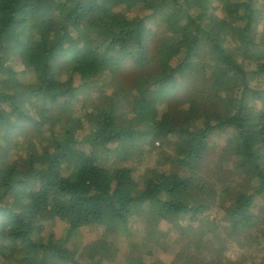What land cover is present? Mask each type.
<instances>
[{
    "label": "trees",
    "instance_id": "trees-1",
    "mask_svg": "<svg viewBox=\"0 0 264 264\" xmlns=\"http://www.w3.org/2000/svg\"><path fill=\"white\" fill-rule=\"evenodd\" d=\"M208 1L0 0V150L3 140L32 132L20 160L0 163V264H79L66 244L44 239L46 223L61 225L68 239L90 227L124 231L140 207L150 215L144 242L155 249L166 240L161 223L184 232L180 219L193 223L214 209L222 224L207 219L202 234L218 258L208 249L193 253L192 264H241L224 261L223 235L264 264V40L254 31L264 10L256 0H224L227 14L212 21ZM26 44L32 63L25 82L11 65ZM127 62L137 72L129 89L117 84L90 110L64 106L104 74L114 82ZM62 76L79 84L67 87ZM180 83L187 95L175 105ZM75 115L86 134L72 124ZM215 135H228L223 152L234 164L227 169L239 180H221L220 203L201 201L200 193L178 196L188 170L146 168L139 189L129 167H104L119 154L141 156L143 137L178 168L199 171ZM35 137L41 152L33 150ZM50 141L53 148H44ZM96 245L98 254L109 247ZM131 260L148 264L142 256Z\"/></svg>",
    "mask_w": 264,
    "mask_h": 264
},
{
    "label": "rangeland",
    "instance_id": "rangeland-1",
    "mask_svg": "<svg viewBox=\"0 0 264 264\" xmlns=\"http://www.w3.org/2000/svg\"><path fill=\"white\" fill-rule=\"evenodd\" d=\"M224 4V0H210L204 3L203 7L207 10L206 14L210 20L215 21L227 14V12L222 11L221 8ZM256 6L259 9L264 10V0H256ZM132 15L133 14L131 13L129 14V16ZM151 30L150 35H153L155 30ZM254 31L258 42L264 40V22L257 24ZM36 33L41 36H46V32L42 29H37ZM158 33H160V31H158ZM239 36H241L240 32ZM152 41L153 39L151 37L149 48H152ZM6 43H10V41L6 40ZM183 43L186 44L185 41ZM14 61L15 62L11 67L18 70L19 73L21 72L20 75L22 74L21 76H23L25 82L29 80L30 66L32 63L30 45L26 44L22 51V55H16ZM10 62L11 61H9V63ZM130 67L129 62H127L124 70L121 71L122 75H119L114 82H111L106 74L102 75V77L98 79L99 81L95 82V87L93 89L87 87L81 88L77 94L70 97L68 101H65L64 106H78L80 110H90L93 107L100 106L103 103L102 96L110 95L113 89L117 87V84L122 86L125 90L129 89L134 77L137 75V72H133ZM61 80L66 83L67 87L77 86L79 84L77 78H73L72 81L68 76H62ZM180 88H182V90H180ZM183 88L182 83L177 87L174 96H177L175 99L178 100L175 102V105H179L182 96L187 95ZM72 117V124L78 132L81 135L86 134L88 127L80 116L75 115ZM55 130H58V128L56 127ZM251 132L252 134L255 133L254 130H251ZM29 135H32L30 130L24 132L21 136L18 135L12 142L3 140L1 142L2 149L0 150V163L8 165L12 163L13 160L21 158L23 155L21 144L25 142V136L27 137ZM226 137L217 135L213 136L204 155V160L201 163L202 169L199 171L193 170L192 164L178 168L172 161L167 159L168 152L164 148L157 145L154 148L146 147L147 142L143 137H140V140L143 142V147L145 149L141 156L139 154L130 156L129 154L128 156L119 154L117 155L116 160L112 159L106 163L104 161V167L109 173L116 172L121 166L129 167L138 182L139 189H143V185L141 184L142 172L146 168L155 169L157 171H166L169 173L180 172L182 169L188 170L190 182L178 196H190L200 193L202 195L201 201L211 198L217 200V203H220L219 193L221 188L226 187V185L221 183V180L223 179L226 182H232V177L235 181H239L231 172V169H227L233 166L234 158L223 152L227 141L230 143ZM253 137H255V135ZM44 145V148H53L52 141L45 142ZM32 146L33 150L37 149L40 151V139H37L36 137L33 138ZM221 158H225V161L221 162ZM192 176H196V178H192ZM109 179L112 180V178ZM260 204L261 202L258 203L257 201L256 207H259ZM149 216V212H147L144 207H140L132 214L127 230L121 231L117 229L119 226H115L114 228L117 230L110 232L102 227H90L79 231L69 239L65 236L61 225H54L48 222L45 224L43 237L45 240H53L59 244H66L70 247L72 256L79 264H132L133 261L131 259L137 258L138 256H142L148 264H192L193 261L190 257L193 253L197 252V256H201L206 254L208 249L215 259L218 258V249L210 246L211 241L208 239V234H202V232H204L203 230L206 229L203 228L205 220L215 219L216 224H222L219 220L220 217L214 209L205 211L200 215V219L193 223L188 222L187 219L184 218L180 219L179 223L185 229L184 232L179 231L172 225L161 223L158 226V231L165 235L166 240L161 242L158 249H155L156 247L150 246L147 242H144L146 232L143 230V227L144 224L149 221ZM221 232L224 233L223 230ZM98 242H106L109 245L108 248L101 250V254H98V248L96 245ZM188 242H191V244L187 245ZM150 243L152 244V242ZM198 244L199 250L197 251L194 246ZM219 245L225 249L223 250L224 261H236L241 264H261L263 262L261 261V255H255L249 249H244L235 244H229L226 235L222 236V243ZM149 246L151 249L150 256L148 257L145 254L149 251L147 248ZM188 248L191 252L185 255ZM263 249L264 246H262V250ZM262 254L264 255V250ZM206 263L211 264L209 260H207Z\"/></svg>",
    "mask_w": 264,
    "mask_h": 264
}]
</instances>
